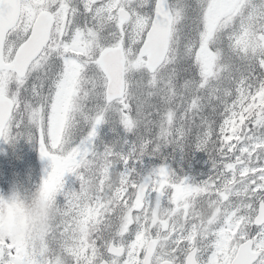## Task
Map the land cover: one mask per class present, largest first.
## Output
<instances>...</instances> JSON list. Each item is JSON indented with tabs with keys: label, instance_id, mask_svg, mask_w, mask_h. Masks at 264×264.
Masks as SVG:
<instances>
[{
	"label": "snow or ice",
	"instance_id": "obj_1",
	"mask_svg": "<svg viewBox=\"0 0 264 264\" xmlns=\"http://www.w3.org/2000/svg\"><path fill=\"white\" fill-rule=\"evenodd\" d=\"M56 209L0 264H264V0H0V140Z\"/></svg>",
	"mask_w": 264,
	"mask_h": 264
},
{
	"label": "clouds",
	"instance_id": "obj_2",
	"mask_svg": "<svg viewBox=\"0 0 264 264\" xmlns=\"http://www.w3.org/2000/svg\"><path fill=\"white\" fill-rule=\"evenodd\" d=\"M56 209L39 188L31 195L0 196V235L8 238L35 236L55 217Z\"/></svg>",
	"mask_w": 264,
	"mask_h": 264
},
{
	"label": "trees",
	"instance_id": "obj_3",
	"mask_svg": "<svg viewBox=\"0 0 264 264\" xmlns=\"http://www.w3.org/2000/svg\"><path fill=\"white\" fill-rule=\"evenodd\" d=\"M17 141L20 139L12 141L8 151L0 155V196L16 193L26 197L41 185L38 145L22 138L19 147L14 148Z\"/></svg>",
	"mask_w": 264,
	"mask_h": 264
},
{
	"label": "rangeland",
	"instance_id": "obj_4",
	"mask_svg": "<svg viewBox=\"0 0 264 264\" xmlns=\"http://www.w3.org/2000/svg\"><path fill=\"white\" fill-rule=\"evenodd\" d=\"M9 144H12V141H10V142H8V143H6V142H3L1 145H0V153H1V155L3 154V153H5L7 150H8V146H9ZM39 159V158H38ZM40 160V159H39ZM43 162L44 161H48V160H42ZM50 162V161H49ZM50 171V170H49Z\"/></svg>",
	"mask_w": 264,
	"mask_h": 264
},
{
	"label": "water",
	"instance_id": "obj_5",
	"mask_svg": "<svg viewBox=\"0 0 264 264\" xmlns=\"http://www.w3.org/2000/svg\"><path fill=\"white\" fill-rule=\"evenodd\" d=\"M0 142H1V140H0Z\"/></svg>",
	"mask_w": 264,
	"mask_h": 264
}]
</instances>
